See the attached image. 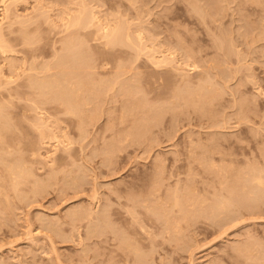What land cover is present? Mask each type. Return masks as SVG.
<instances>
[{
	"label": "rangeland",
	"instance_id": "1",
	"mask_svg": "<svg viewBox=\"0 0 264 264\" xmlns=\"http://www.w3.org/2000/svg\"><path fill=\"white\" fill-rule=\"evenodd\" d=\"M254 1L0 0L14 49L0 52L10 113L0 264H264V189L249 181L264 177V0ZM82 4L131 37L89 59L103 83L74 96L87 101L80 112L3 96L32 61L54 63L63 22ZM24 32L39 56L22 51ZM161 53L170 62L154 65ZM16 159L12 183L5 164Z\"/></svg>",
	"mask_w": 264,
	"mask_h": 264
},
{
	"label": "bare ground",
	"instance_id": "2",
	"mask_svg": "<svg viewBox=\"0 0 264 264\" xmlns=\"http://www.w3.org/2000/svg\"><path fill=\"white\" fill-rule=\"evenodd\" d=\"M252 1L255 3L254 0H251V2ZM85 8L86 7H84V5L82 4L76 13L71 15L68 19H66V21L63 22V28L61 31L64 32L65 34L58 40L59 48L55 52L56 58L54 63L52 65H49L46 62H42L40 65H37L34 64V61H32V63L29 66V69H34L35 72L25 73L23 71L24 73H20V74L18 73L17 75L22 77V79H20L16 83L18 87H15L12 91H11L12 88H8L7 93L1 91V94L3 96L14 95L18 98H22V99L24 98L25 100H29L30 102L32 101L31 102L32 105H29L28 107L32 110H36L37 108L44 107L45 104H48L47 106L49 107L50 104L51 107L54 108L56 111L75 113V111L78 110L77 112H80L81 110L80 106L82 104H85L87 101L82 100L80 102L76 100L74 96H77L80 92L89 90V87L92 84H96L97 86H100L103 83V81H98V79L95 81L92 78V74L95 73L94 68H96V66L93 64V62L92 63L89 62V59L91 61L92 56L102 57V59H106L110 57L113 46L115 44H118V42H120L123 39V36L128 42L131 37L129 32L130 30L125 28L123 29L124 31L122 33L121 25L117 23L114 24H111L109 22L101 23L97 15L94 13V11H92V9L87 11ZM224 15H221V17L222 16L224 17ZM140 34L141 32L140 33L138 32L137 34V31L135 33V36L139 40V43H141L140 38L142 37V36L140 37ZM24 37L26 39L24 40L26 44L24 43L22 51L25 53L26 57L39 56L42 53L43 46L33 45V41L26 35L25 32H24ZM90 39L96 41L97 44H95L94 46H92V44L89 45L88 42ZM4 41L5 39L3 38V34L1 32L0 52L2 53L4 52L5 54V52L7 51H14V49L10 48L8 44H6ZM16 43L18 44L19 42ZM151 58L153 59L152 62L154 65L165 64V63L167 64L170 62L169 56L164 54H162L160 58L152 54ZM93 59H95V57ZM52 67H54L55 70L49 73L48 71ZM98 67L104 68L103 64H101V66L98 65ZM8 82H9L8 79L0 78V87L3 84H7ZM203 82L204 81L202 80V83ZM199 83L197 84V86H202V85L204 86V84H202L201 82ZM182 91L183 90L181 89V92ZM179 93L180 91H177L175 95L179 96L180 95ZM1 108H0V119L1 116L9 117L10 113L6 115L7 112L6 113L2 112L3 110H1ZM0 121H1L0 126L4 123L6 124L7 122V120L3 118ZM77 121L79 122L77 123L81 125L83 119L79 118V120ZM43 124L44 123L40 115H34L32 117L31 125L34 127L33 129L38 130V133L44 136ZM4 127L3 129H5ZM6 128H8V123ZM135 128L136 127L130 128V130ZM137 128L139 129V127ZM136 131L138 133L139 130L136 129L135 132ZM2 146H4L3 143ZM8 147L7 149L4 150L8 151L9 149ZM0 149L2 150L1 146ZM1 158L2 160H5L4 157ZM62 159H63L62 156H58V157L56 156V160L54 161H61ZM15 161L16 162L13 161L12 163L11 161L5 164V169L6 172H8V174H4V176L8 178L7 175H10V180H12L11 181L12 183L13 182L17 183V181L19 180L18 178L21 176L23 172L22 167L19 166L20 164H18L17 162L18 159H16ZM252 175L251 178L249 177V181L254 180L256 182L255 184H257L258 186L262 184L263 187L262 189H264L263 186L264 177H262L261 175H253V176Z\"/></svg>",
	"mask_w": 264,
	"mask_h": 264
}]
</instances>
